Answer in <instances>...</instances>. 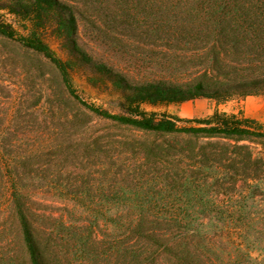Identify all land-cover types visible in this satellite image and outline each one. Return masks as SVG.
Instances as JSON below:
<instances>
[{
  "label": "trees",
  "instance_id": "obj_1",
  "mask_svg": "<svg viewBox=\"0 0 264 264\" xmlns=\"http://www.w3.org/2000/svg\"><path fill=\"white\" fill-rule=\"evenodd\" d=\"M116 3L0 0V10L24 30L19 34L2 20L0 35L43 59L63 85L41 87L36 102L14 109L12 126L0 125V251L10 246L8 258L17 264H60L56 235L42 227L39 199L67 193L83 196L98 170L109 182L122 184L110 186V192L117 188L126 196H145L148 192H130L150 186L132 184L145 175L147 181H155L159 193L172 189L177 198L161 205L130 197L119 203L126 212L120 221V264H235L228 251L235 241L240 242L238 264H264V125L218 110L206 118L186 120L143 109L197 99L224 103L263 94L264 0H120L122 11ZM131 5L140 12L131 15ZM84 20L117 23L141 39L170 44L171 48L160 45L161 50L203 59L200 70L185 80L157 77L132 82L81 44L79 27ZM48 39L60 43L65 60ZM80 68L91 73L92 85L109 82L117 89L121 113L77 96L71 76ZM89 115L141 136L120 141L90 138ZM25 125L29 130L24 138L34 140L28 146L26 139L16 137ZM68 129L72 134L65 136ZM43 155H63L72 168L42 166L37 162ZM49 170L52 178L77 174L64 184L35 182ZM185 196L194 201H182ZM219 204L232 214L171 213L194 210L197 205L213 211ZM115 206L106 203L104 208L110 213ZM253 208L260 213L253 214ZM152 211L168 213H148Z\"/></svg>",
  "mask_w": 264,
  "mask_h": 264
},
{
  "label": "rangeland",
  "instance_id": "obj_2",
  "mask_svg": "<svg viewBox=\"0 0 264 264\" xmlns=\"http://www.w3.org/2000/svg\"><path fill=\"white\" fill-rule=\"evenodd\" d=\"M116 1L119 4L120 0ZM117 3L116 7L122 11V6L117 5ZM129 9L131 15L140 12L134 5H131ZM146 15H150V10H146ZM2 20L11 24L19 34L24 33L22 24L4 10H0V21ZM79 32L81 44L92 55L115 66L132 82L157 77L178 80L189 79L200 70L203 62L201 58L190 59L185 54L171 55L161 50L163 48L160 46L165 45L164 48H171L170 44L141 39L136 36V32L123 29L117 23H104L102 21L95 23L93 20H84L80 23ZM48 43L57 56L66 59L67 55L59 42L48 39ZM90 76L91 73L84 71L83 68L72 73L71 80L77 96L87 104L108 110L111 113H121L119 106L121 98L117 89L109 82L105 84L97 82L94 86L89 80ZM41 87H63V85L58 75L43 59L29 54L18 43L0 35V125L2 127L12 126L14 109L21 104L27 106L36 102ZM74 106L73 103L69 104L70 109H73ZM143 109L149 114L157 116L165 114L186 120L206 118L218 110L228 114H239L264 125V93L224 103L197 99L182 104L144 105ZM87 119L91 121L90 130L87 133L90 138L102 136L105 141H120L121 139L141 136L140 133L129 128L120 127L94 115H89ZM25 121L26 119L21 120L22 124H26ZM179 125L183 124L179 123ZM21 129L23 131L16 137L26 139L24 144L27 146L33 144L32 137L24 138V133L29 130L26 125L25 128ZM70 134L72 131L68 129L64 135L69 136ZM62 156L43 155L37 163L42 166L50 165L56 169L68 165V169H71L70 160H65V157ZM45 174L35 178V182L38 184H64L74 181L77 173L75 172L71 176H55V178L50 176V170ZM140 183L143 185L150 184V186L147 185L141 190L134 188L130 192H148L145 196L143 194L126 196L117 188H113L110 192V186L121 187L122 184L109 182L97 170L90 177L86 188L87 192L83 196L75 194L70 196L68 193L41 196L37 209L41 215L44 214L41 221L42 227L53 229L56 235L57 245L54 244V246L60 264H120L123 247L120 221L122 220L121 217L126 216V212L119 206V203L124 202L129 197L135 201H150L160 205L167 202H177L175 190L170 189L167 192L159 193L155 181H147L145 175L132 184L139 186ZM186 200L194 201L189 196L182 198V201ZM106 203L116 205L110 213L105 211L104 205ZM89 205H93V207ZM218 206L219 209L213 211L197 205L194 210H177L171 213L192 217H224L232 214L224 208L225 206L220 204ZM251 212L253 214L260 213V210L253 208ZM148 213L167 214L168 212L152 211ZM239 245L240 242L238 241L229 245L228 251L229 253L231 251L230 254L233 257L230 260L226 256L227 261L230 260L232 263L238 264L235 255ZM10 253L11 247L4 246L0 251V264H17L9 260ZM244 260L241 262L243 263Z\"/></svg>",
  "mask_w": 264,
  "mask_h": 264
}]
</instances>
